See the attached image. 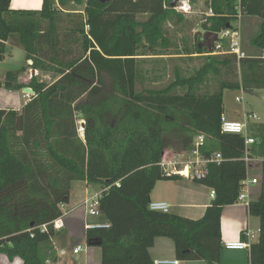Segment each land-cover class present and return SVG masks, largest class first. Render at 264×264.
I'll return each instance as SVG.
<instances>
[{"label": "trees", "instance_id": "16d2710c", "mask_svg": "<svg viewBox=\"0 0 264 264\" xmlns=\"http://www.w3.org/2000/svg\"><path fill=\"white\" fill-rule=\"evenodd\" d=\"M171 2L43 0L40 10H30L0 0V60L6 42L15 41L32 68L60 76L50 84L33 76L26 85L18 77L27 65L6 74L8 90L29 87L35 95L21 112L0 108V253L24 264H51L46 256L61 204L69 203L73 181L86 180L101 184V208L110 224L86 233L88 245L101 247L102 264H154L149 250L158 237L174 241L179 260L221 264L223 208L237 203L250 169L245 137L222 131L224 90H264V56L208 54L200 44L208 31L232 27L241 13L262 18L252 43L264 50V0H210L205 33L193 51L184 52L204 57V64L189 76L176 67L171 82L152 87L145 85V59L168 55L166 25L186 20ZM70 3L84 5L83 12L69 11ZM224 72L233 80L203 89L209 75ZM199 133L206 134L200 155L222 156L208 163L205 177L194 179L216 191L205 215L191 219L152 210L157 182L181 176H167L161 165L166 137L177 136L189 150ZM248 209L260 219L248 263L264 264V159L260 194ZM241 238L247 241V233Z\"/></svg>", "mask_w": 264, "mask_h": 264}, {"label": "crops", "instance_id": "0c3cea01", "mask_svg": "<svg viewBox=\"0 0 264 264\" xmlns=\"http://www.w3.org/2000/svg\"><path fill=\"white\" fill-rule=\"evenodd\" d=\"M86 2V1H85ZM74 4V3H73ZM43 5V0H11L10 6L12 9H30V10H40ZM69 11H82L80 6L74 8H69ZM238 23V22H237ZM238 25V24H237ZM7 49L5 57L0 60V108L2 109H14L21 112L23 107L27 102L32 99V96L27 97L24 89L20 91L8 90L5 87L6 74L10 70L19 69L27 65L26 69L19 74L18 82L23 84H29L33 76H36L39 80H42L41 76H49V74H54L52 72L43 73L40 70L31 67L33 60L25 61L23 65H15L10 63L13 69H6L5 65L9 59H13L17 51H26L20 47L15 41L6 42ZM246 53V52H245ZM198 55V54H195ZM264 56V52L262 55ZM26 60V56H25ZM46 74V75H45ZM56 75V74H55ZM60 76L56 75L53 81L57 80ZM52 81V82H53ZM243 90V89H242ZM256 91H258L256 89ZM225 108V104H224ZM224 117L230 121H241L238 117L232 113L224 111ZM248 130V129H247ZM248 135V134H247ZM254 137V135H248ZM165 151H170L173 153L182 152L184 149L182 146H174L171 143L170 137H166ZM180 142V140H179ZM181 145V142H180ZM193 147V146H192ZM195 147L191 148L194 151ZM195 159L194 152H185L183 156L177 159V167L184 169L188 160ZM262 161H254L252 167L256 168V165ZM256 163V164H255ZM261 165L257 168L255 172L249 169V175L247 179L261 177ZM186 172V171H185ZM246 179V180H247ZM75 183H82L79 188L75 186ZM213 189L200 184L194 179L184 175L178 177L175 180H160L155 185L151 193V201H163L169 205L171 213L179 214L183 217L191 219H200L205 215L207 207L211 204L214 199L211 196V191ZM102 192L101 184H90L86 180H76L71 183V196L70 201L67 204H62L61 209L63 215L61 217L64 228L58 229L57 234L50 240V248L47 252V260H51L56 264L59 260L58 255H64L66 253V248L68 245L79 241L85 240L87 242L86 233L87 225L89 224H104L107 220L102 214L100 217L92 216L86 214L82 204L84 199L89 194H100ZM260 194V184L252 185L250 201L255 200ZM221 232H222V243L224 246L225 242L242 240L241 237L243 233H247V241L250 245L256 243L260 238V219L249 214V209L247 204L235 203L231 205H226L223 208L221 217ZM76 243H74L75 245ZM80 244V243H77ZM88 244V243H87ZM78 246V245H76ZM75 246V247H76ZM89 246V247H88ZM86 246L85 252L86 263L89 264H102V249L99 246ZM74 247V248H75ZM250 249L243 250H230L225 246L221 252V264H249V254ZM81 252V253H82ZM152 259H178L175 251V243L171 238L168 237H158L155 241L153 247L149 250ZM238 252V253H237ZM59 253V254H58ZM80 253V254H81ZM75 254V253H74ZM76 255V254H75ZM76 258H80L76 255ZM179 260V259H178ZM0 264H24L23 260L19 257L10 259L6 253H0ZM180 264H208L205 260H192V261H182Z\"/></svg>", "mask_w": 264, "mask_h": 264}, {"label": "rangeland", "instance_id": "374dc122", "mask_svg": "<svg viewBox=\"0 0 264 264\" xmlns=\"http://www.w3.org/2000/svg\"><path fill=\"white\" fill-rule=\"evenodd\" d=\"M84 2L86 0H83ZM193 10L191 13H185L186 20L183 23H169L166 28L169 30V37L171 38V48L167 51L168 55L147 57L145 59L143 67L149 73L148 79L145 85L162 87L167 85L175 78V69L179 67L185 76L193 74L198 68H200L205 59L199 55H185V48L194 50V44L198 42L199 38L205 33L202 27L205 18L209 16L212 11L209 8L208 2L210 0H189ZM80 5L70 3L67 8H76ZM80 10L84 8V5L80 6ZM145 18V16H142ZM238 24V30L240 32L241 47L246 55L256 56L262 55L264 50L253 45V38L260 32L262 18L254 15H241L239 21L235 20ZM238 22V23H237ZM87 29V28H86ZM181 52L183 54L176 55L174 53ZM25 52L17 51L13 59H9L6 62V69H13L9 64L23 65L25 63ZM46 75V74H45ZM240 76V71L236 74ZM47 84L53 81L56 77L55 74H49V76H41ZM231 76L222 73L218 75H209L207 84L204 86V90L211 92L220 83L222 79ZM233 80V78H231ZM236 79V78H235ZM32 96L31 94H29ZM264 90L255 91L251 93L242 89H230L224 90V104L226 111L232 113L235 118H239L242 122H245L246 113H255L258 118L248 121L247 134L254 135L257 139L256 144L249 146V151L254 158V161H261L264 159ZM27 96V95H26ZM29 96V97H30ZM77 124L80 128L82 123V116L77 114ZM80 130V129H79ZM82 136V135H81ZM171 143L174 146H181L177 136L170 137ZM258 140L260 142H258ZM256 164V163H255ZM261 163L256 165V168L252 167V172H255ZM78 188L82 186V183H75ZM103 214V211H102ZM74 243H76L74 245ZM68 245L66 253L64 255H58V262L56 264H89L86 263L85 252L79 254L80 258H76L74 254V247L76 245L88 246L85 240H79ZM80 243V244H77ZM89 247V246H88ZM238 253V252H237ZM52 260V259H51ZM53 263V262H52Z\"/></svg>", "mask_w": 264, "mask_h": 264}, {"label": "built area", "instance_id": "2783aa9c", "mask_svg": "<svg viewBox=\"0 0 264 264\" xmlns=\"http://www.w3.org/2000/svg\"><path fill=\"white\" fill-rule=\"evenodd\" d=\"M178 12L182 13H191L193 7L189 0H181L178 2L177 6L174 7ZM241 17V13L239 14ZM239 21V20H238ZM87 30L90 28L89 25L86 26ZM218 33V39L214 44V51L208 54H224V53H235L239 58L244 57L246 53L243 51L241 47L240 41V32L238 30V25L236 22H233L232 27H228L221 32ZM226 42V46H225ZM30 95L27 94V97ZM258 116L255 113H246V121H230L227 120L223 116L222 120V131L225 133H234L240 134L245 137V154H246V163L249 168L252 167L254 164V158L251 157V153L249 151V146L256 142L255 138L250 137L247 135V127L249 120H255ZM79 132L83 136L84 132V125L83 122L79 128ZM206 140L205 133H199L194 140L193 147H195L194 151L189 149H184L182 152L173 153L170 151H165L163 153L161 165L164 169V172L167 176H171L172 174H179V175H186L192 179L195 178H202L205 177L208 173V163L210 161L219 162L222 158L221 153H215L210 159L203 158L199 153V146L203 145ZM192 147V148H193ZM194 152L195 159L188 160L184 169H180L177 167V159L184 155L185 152ZM186 171V172H185ZM260 184V178L255 177L251 179H247L243 182V185L240 189V193L237 199V203L247 204L249 206L250 203V194H251V187L252 185ZM211 196L214 198L216 196V191L213 189L211 191ZM100 194H89L83 201V208L88 215L100 217L102 216V208L100 203ZM62 206V204H61ZM150 208L155 211L161 212H169V205L163 201H151ZM109 222L106 221L104 224L96 225V224H89L87 225L88 228H95L98 226H105L109 227ZM54 227L56 230L64 228V223L61 218L54 221ZM224 246L230 250H243V249H250V244L246 241H229L225 242ZM86 248L82 245H78L74 248V253L79 255L82 251ZM49 263L54 264L52 260H47ZM53 262V263H52ZM154 264H180V260L178 259H158L154 261Z\"/></svg>", "mask_w": 264, "mask_h": 264}, {"label": "water", "instance_id": "95a60500", "mask_svg": "<svg viewBox=\"0 0 264 264\" xmlns=\"http://www.w3.org/2000/svg\"><path fill=\"white\" fill-rule=\"evenodd\" d=\"M101 1L106 3V2H109L110 0H101ZM180 1L181 0H172V2H171L172 7H176L178 2H180ZM217 39H218V33L217 32L208 31L205 34V39L200 44V47L205 46V47H207L209 53H212L214 51V44H215ZM24 91L28 94H34V90L32 88H29V87L24 88ZM247 91L251 92V93H255L256 90L250 89Z\"/></svg>", "mask_w": 264, "mask_h": 264}]
</instances>
